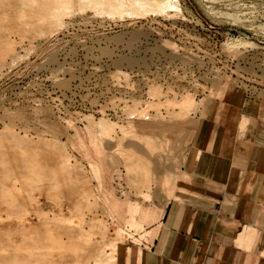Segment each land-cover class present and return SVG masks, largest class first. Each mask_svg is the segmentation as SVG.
<instances>
[{
  "label": "rangeland",
  "instance_id": "rangeland-1",
  "mask_svg": "<svg viewBox=\"0 0 264 264\" xmlns=\"http://www.w3.org/2000/svg\"><path fill=\"white\" fill-rule=\"evenodd\" d=\"M226 89L264 100V0H0V264L148 244Z\"/></svg>",
  "mask_w": 264,
  "mask_h": 264
},
{
  "label": "crops",
  "instance_id": "crops-1",
  "mask_svg": "<svg viewBox=\"0 0 264 264\" xmlns=\"http://www.w3.org/2000/svg\"><path fill=\"white\" fill-rule=\"evenodd\" d=\"M178 128L187 142L152 239L116 264H264V100L226 89Z\"/></svg>",
  "mask_w": 264,
  "mask_h": 264
},
{
  "label": "bare ground",
  "instance_id": "bare-ground-1",
  "mask_svg": "<svg viewBox=\"0 0 264 264\" xmlns=\"http://www.w3.org/2000/svg\"><path fill=\"white\" fill-rule=\"evenodd\" d=\"M112 260V259H111Z\"/></svg>",
  "mask_w": 264,
  "mask_h": 264
}]
</instances>
